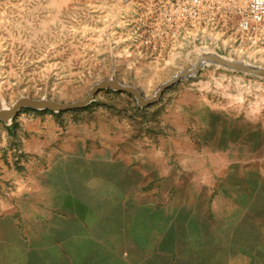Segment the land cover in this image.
Returning <instances> with one entry per match:
<instances>
[{
	"label": "rangeland",
	"instance_id": "rangeland-1",
	"mask_svg": "<svg viewBox=\"0 0 264 264\" xmlns=\"http://www.w3.org/2000/svg\"><path fill=\"white\" fill-rule=\"evenodd\" d=\"M139 1L0 0V109L105 80L150 99L205 55L264 70V28L175 31ZM44 112L0 122V264H264V78L205 64L150 107Z\"/></svg>",
	"mask_w": 264,
	"mask_h": 264
},
{
	"label": "built area",
	"instance_id": "built-area-1",
	"mask_svg": "<svg viewBox=\"0 0 264 264\" xmlns=\"http://www.w3.org/2000/svg\"><path fill=\"white\" fill-rule=\"evenodd\" d=\"M138 4L146 8V22L175 31L221 25L228 17L235 18L242 38H255L264 28V0H140Z\"/></svg>",
	"mask_w": 264,
	"mask_h": 264
},
{
	"label": "water",
	"instance_id": "water-1",
	"mask_svg": "<svg viewBox=\"0 0 264 264\" xmlns=\"http://www.w3.org/2000/svg\"><path fill=\"white\" fill-rule=\"evenodd\" d=\"M204 63L214 64L240 73L264 78V70L262 69L236 62H231L213 55H205L200 60H198L196 66L193 69L177 74L171 80L162 84L155 93V95L150 99L144 98L143 95L135 88L120 85L112 80H105L95 84L83 100L71 104L58 103L47 99L20 98L12 106L6 109H0V122L8 123L13 121L22 110L47 111L54 114L81 110L92 102L94 96L98 92L107 89H111L118 93H124L133 97L136 100L138 106L140 107H150L157 104L163 96L164 92L167 91L170 87L178 83L180 80L197 73L199 68Z\"/></svg>",
	"mask_w": 264,
	"mask_h": 264
},
{
	"label": "bare ground",
	"instance_id": "bare-ground-1",
	"mask_svg": "<svg viewBox=\"0 0 264 264\" xmlns=\"http://www.w3.org/2000/svg\"><path fill=\"white\" fill-rule=\"evenodd\" d=\"M203 56H201V58H202ZM200 58V59H201ZM200 59H198V60H200ZM198 60H197V62H198ZM197 64V63H196ZM205 64H207V63H204L203 65H205ZM196 66V65H195ZM194 68V67H193ZM6 108H8V107H4L3 109H6Z\"/></svg>",
	"mask_w": 264,
	"mask_h": 264
},
{
	"label": "crops",
	"instance_id": "crops-1",
	"mask_svg": "<svg viewBox=\"0 0 264 264\" xmlns=\"http://www.w3.org/2000/svg\"><path fill=\"white\" fill-rule=\"evenodd\" d=\"M136 1H138V0H136ZM133 3H134V1H133ZM137 3V2H136ZM139 3V2H138Z\"/></svg>",
	"mask_w": 264,
	"mask_h": 264
},
{
	"label": "trees",
	"instance_id": "trees-1",
	"mask_svg": "<svg viewBox=\"0 0 264 264\" xmlns=\"http://www.w3.org/2000/svg\"><path fill=\"white\" fill-rule=\"evenodd\" d=\"M44 113H47V112H44Z\"/></svg>",
	"mask_w": 264,
	"mask_h": 264
}]
</instances>
